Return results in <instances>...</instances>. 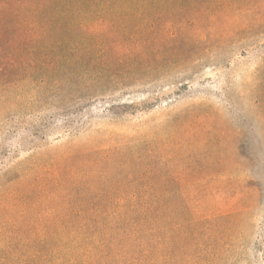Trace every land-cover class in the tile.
<instances>
[{"label": "rangeland", "instance_id": "374dc122", "mask_svg": "<svg viewBox=\"0 0 264 264\" xmlns=\"http://www.w3.org/2000/svg\"><path fill=\"white\" fill-rule=\"evenodd\" d=\"M243 6L239 36L153 80L67 113L41 114L28 99L0 107V196L53 179L32 212L70 214L138 185L159 264H264V34L255 0Z\"/></svg>", "mask_w": 264, "mask_h": 264}, {"label": "trees", "instance_id": "16d2710c", "mask_svg": "<svg viewBox=\"0 0 264 264\" xmlns=\"http://www.w3.org/2000/svg\"><path fill=\"white\" fill-rule=\"evenodd\" d=\"M249 1L0 0V107L28 99L41 114L67 113L153 80L239 36L231 26ZM255 27L264 34V0H255ZM51 181L39 177L27 192L0 196V264H159L142 187H121V199L102 195L70 214H34L31 200L51 192ZM20 198L25 212L15 217Z\"/></svg>", "mask_w": 264, "mask_h": 264}]
</instances>
